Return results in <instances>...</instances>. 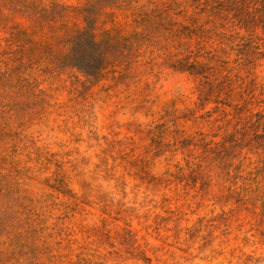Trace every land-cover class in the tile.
I'll return each instance as SVG.
<instances>
[{"label": "rangeland", "instance_id": "1", "mask_svg": "<svg viewBox=\"0 0 264 264\" xmlns=\"http://www.w3.org/2000/svg\"><path fill=\"white\" fill-rule=\"evenodd\" d=\"M199 2L0 0V264H264V0Z\"/></svg>", "mask_w": 264, "mask_h": 264}, {"label": "trees", "instance_id": "2", "mask_svg": "<svg viewBox=\"0 0 264 264\" xmlns=\"http://www.w3.org/2000/svg\"><path fill=\"white\" fill-rule=\"evenodd\" d=\"M193 2L195 4H197L198 6H200V2L199 0H193ZM87 42V45L89 44L90 47H92V51L94 53V61L97 62V67H96V75H100V73L102 72V70L104 69V56L105 53L103 51L100 50L99 45L96 44L93 34H92V27L88 26L84 31L79 32L77 34V36L73 39L72 42V50L74 51V49H79L80 47H82L81 45L84 42ZM74 53V52H73ZM72 55V54H71ZM69 55L66 59H65V65L66 66H71V62H72V56ZM91 60H89L90 62ZM80 70V67H76ZM182 70V69H180Z\"/></svg>", "mask_w": 264, "mask_h": 264}]
</instances>
